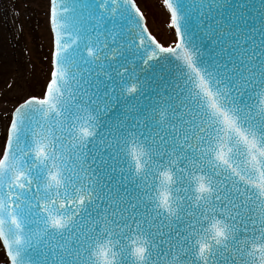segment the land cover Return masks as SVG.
Wrapping results in <instances>:
<instances>
[{"label": "snow or ice", "instance_id": "1", "mask_svg": "<svg viewBox=\"0 0 264 264\" xmlns=\"http://www.w3.org/2000/svg\"><path fill=\"white\" fill-rule=\"evenodd\" d=\"M163 4L168 46L137 0H52L0 152L9 264H264V0Z\"/></svg>", "mask_w": 264, "mask_h": 264}, {"label": "rangeland", "instance_id": "2", "mask_svg": "<svg viewBox=\"0 0 264 264\" xmlns=\"http://www.w3.org/2000/svg\"><path fill=\"white\" fill-rule=\"evenodd\" d=\"M137 4L149 31L165 46L171 44L176 37L163 0H137ZM48 12L49 0H0V152L14 106L43 94L51 69ZM3 257L0 250V261Z\"/></svg>", "mask_w": 264, "mask_h": 264}, {"label": "water", "instance_id": "3", "mask_svg": "<svg viewBox=\"0 0 264 264\" xmlns=\"http://www.w3.org/2000/svg\"><path fill=\"white\" fill-rule=\"evenodd\" d=\"M57 2L59 3V0H57ZM230 2L231 3H233V4H239V3H243L244 2V0H230ZM51 5H52V0H50V13H49V26H50V29L49 30H51L52 31V37H53V49H52V70H53V68H54V64H53V53H54V31H53V29H52V25H51ZM169 11V10H168ZM193 23H195V18H194V20H193ZM202 35V33H200L199 31H197V37H200ZM205 43L207 44V41H205ZM204 51H207V48H205L204 49ZM69 53L71 54V49L69 50ZM144 54V52H143V49H141V51L140 52H138V53H136L135 54V56H133L132 54H130V53H128V52H126L125 53V55L127 56V58H128V60L130 61V63L127 65L128 67H129V69L131 70V68L133 67V65H135V67H136V71H137V73H139L141 76H144V75H147V76H153V77H155V74H157V73H160L161 71H163V69H162V66L160 65V63L158 62V60H156V61H152L151 62V67H147V72L146 73H140V68L141 67H145L144 65H143V61L139 58L141 55H143ZM116 59L117 60H119L120 59V57H116ZM52 72V71H51ZM50 80H51V74H50ZM50 80L49 81H47L48 83H47V85H46V89H47V86H48V84L50 83ZM46 89H45V91H44V94H45V92H46ZM147 95V94H146ZM44 96V95H43ZM42 96V97H43ZM26 98H28V97H26ZM25 98V99H26ZM23 102V101H22ZM21 102V103H22ZM142 103L143 102H145V101H141ZM19 104V103H18ZM15 107V106H14ZM12 115V114H11ZM9 125V124H8ZM7 135H8V130H7ZM6 135V136H7ZM6 140H7V137H6ZM5 144H6V141H5ZM5 147V146H4ZM121 167H123V165H121ZM117 175H118V173H117ZM1 243H2V245H3V250H5V253H6V256H7V251H6V248H5V246H4V244H3V242L1 241ZM7 258H8V256H7ZM8 260H9V258H8Z\"/></svg>", "mask_w": 264, "mask_h": 264}, {"label": "trees", "instance_id": "4", "mask_svg": "<svg viewBox=\"0 0 264 264\" xmlns=\"http://www.w3.org/2000/svg\"><path fill=\"white\" fill-rule=\"evenodd\" d=\"M2 72H3V70H2ZM0 264H3V262L0 261Z\"/></svg>", "mask_w": 264, "mask_h": 264}]
</instances>
